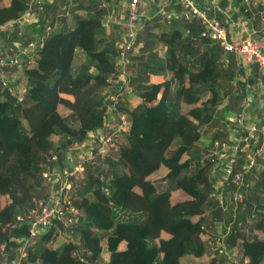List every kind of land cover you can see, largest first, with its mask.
Here are the masks:
<instances>
[{
	"label": "trees",
	"instance_id": "16d2710c",
	"mask_svg": "<svg viewBox=\"0 0 264 264\" xmlns=\"http://www.w3.org/2000/svg\"><path fill=\"white\" fill-rule=\"evenodd\" d=\"M26 1L0 0V25L16 19ZM49 17L45 10L43 19L52 24ZM73 18L71 26L52 30L44 38L33 55L32 66L22 65L26 92L21 103L0 88V197L8 198L0 209V243H7L5 246L25 237L23 226L9 229L10 234L3 227L19 213L32 192L35 196L43 193L40 164L45 155H62L73 143L81 142L87 131L100 127L105 117L101 92L105 75L115 68V51L113 47H96L95 36L102 26L98 13L74 14ZM141 35L143 43L135 58L142 65L138 69L141 78L130 79L131 85L136 81L134 87L140 102L119 107L128 128L134 131L132 137L119 146L117 159H103L113 171L103 170L108 175L102 179L88 171L85 180L75 188L74 193L82 197L79 226L59 228L72 229L69 232L76 229L85 250L73 256L65 249L67 239L60 246H47L51 231L55 230L51 227L25 247L24 256L16 253L17 264L224 261L221 256L211 255L205 246L200 215L207 205L211 185L208 171L213 160L200 159L195 143L201 138V127L213 119L219 91L225 89L223 83L229 86L234 75H225L222 66L209 57H201L198 65L185 64V55L174 51L179 36L175 31L169 35L162 30L155 35ZM153 38L161 51L150 58L144 54L153 48ZM139 40L140 36L137 43ZM25 41L30 39L26 37ZM76 48L91 59L94 74L74 59ZM149 62L159 65L161 70L157 72L165 78L147 83L142 76ZM87 84L91 93L84 98L81 88ZM16 103L23 105L22 116L28 131L17 115ZM51 135L59 139L53 142ZM120 167L124 170L118 171ZM164 180L168 185L155 190L154 185ZM103 187L108 189L107 194ZM253 212L256 218L248 233L237 229L236 224L233 226L237 231L233 227L228 233L229 241L242 240L246 261L239 264H264V209L255 207ZM84 219L89 223L84 227L89 231L86 238L80 226Z\"/></svg>",
	"mask_w": 264,
	"mask_h": 264
},
{
	"label": "built area",
	"instance_id": "2783aa9c",
	"mask_svg": "<svg viewBox=\"0 0 264 264\" xmlns=\"http://www.w3.org/2000/svg\"><path fill=\"white\" fill-rule=\"evenodd\" d=\"M80 0H64L68 8H72ZM108 0H96L99 9H105ZM153 0H127L124 7V14L115 24L118 26L119 38L115 50V68L104 77L105 87L102 90V98L105 103V110L117 111L120 99L134 92L130 83V72L127 71L129 62L128 53L137 45V37L143 19L140 13L141 8L147 2ZM177 1L180 5L178 16L182 21H196L200 25L198 38L216 44L223 52L231 55L235 60L237 76L241 77L245 91L249 94L242 99L239 110L233 120L229 123L230 136L227 139L215 138L211 141L209 156L212 157V175L221 176L219 193L214 196L221 205L223 187L230 188L228 200L237 205L247 200V192L250 187L248 176L259 164L264 163V111L254 119L245 121L249 114V108L253 99L258 97L255 87L243 75L242 71L252 65L258 67L260 75L264 78V48L258 42L248 38L241 40L231 38L223 24L207 11L196 5L195 0H168ZM245 10L249 9L252 0H240ZM45 7L41 0H27L22 13L13 21L0 25L5 29L12 25L21 29L35 25L42 14L44 18ZM67 10L63 15H67ZM165 23L171 20V14L160 9ZM259 19L258 33L264 37V10L257 11ZM256 19L251 14L250 20ZM44 25L43 35L30 40L27 45L5 42L0 39V88L13 94L16 102L21 103L23 92L16 91V85L2 73L5 70L21 68L22 65L32 63L36 49L41 47L44 38L52 31V24ZM131 89V91H130ZM105 113V111H104ZM122 113V112H120ZM120 117L115 128H108L103 124L86 132L85 138L79 143H73L62 155L49 153L45 155L44 162L40 164V177L42 180L43 193L39 196L30 195L29 204L24 212L18 213L5 223V227L11 229L23 226L26 230L25 237L18 242L20 255L24 256V249L31 245L38 237L44 234L49 228H62L66 230L81 222L82 213L79 208L80 202L77 194L74 193L84 172L94 167L103 159H110L112 154L118 153V144L124 132L121 126L124 124L125 114ZM113 158V157H112ZM114 159V158H113ZM104 163V162H103ZM92 167V168H93ZM102 179V176L98 177ZM104 193L108 189L103 187ZM245 203V202H244ZM225 206L222 207L224 211ZM235 209H233L234 211ZM253 217V214H251ZM228 230V226L225 225ZM206 241V245H208ZM218 254L224 252L221 248L216 250ZM227 260L222 261L225 264ZM246 261V259H245ZM17 264V263H16Z\"/></svg>",
	"mask_w": 264,
	"mask_h": 264
},
{
	"label": "rangeland",
	"instance_id": "374dc122",
	"mask_svg": "<svg viewBox=\"0 0 264 264\" xmlns=\"http://www.w3.org/2000/svg\"><path fill=\"white\" fill-rule=\"evenodd\" d=\"M43 1V0H41ZM57 1L59 0H54V3L52 4V8H51V11L55 14L57 13V21L59 22L60 24V21L63 22V20H68L67 23H69V25H72V21L74 20L73 18V15L76 14V15H85V14H94V13H98L99 16H101L102 14H104L103 16V19L104 21H102V18H101V21L102 23L106 24L109 23L112 21V16L116 17L117 15H119V10L121 8V6H109L108 9H109V13L106 14L105 10H108L107 8L106 9H99L97 8L96 6V0H89L90 3H89V9L88 10H78L75 11V13H72V8H68L66 7V5L64 4V0H63V7L60 6H57ZM82 1V0H80ZM216 1V0H215ZM176 4L179 5V3L177 1H175ZM61 7V8H60ZM232 7V6H231ZM179 8H180V5H179ZM205 9V8H204ZM67 10V15H63V12ZM103 13H102V12ZM152 9L150 11V14L152 13ZM149 14V15H150ZM122 18V17H121ZM121 18H118V19H121ZM221 19V18H220ZM222 20V19H221ZM58 22H57V25L56 27L60 26L58 25ZM144 23V22H143ZM48 24L47 22H45L43 24V28H44V25ZM35 25H38L39 26V22H36ZM141 25H144V24H141ZM54 24L52 25V30H57L54 28ZM103 27V26H102ZM151 29V32L149 33H153V26H149ZM10 28H13L15 29V33L18 32L17 29H19L18 27H13L11 25ZM20 30V29H19ZM116 32L114 29H112L111 31L108 32V41H107V44L105 45V47L107 48H111L113 47V40L115 39V36H116ZM31 33H27L25 34L24 36H22L23 38H21L20 40V43L19 45H24L22 43V41H25V38L30 35ZM99 34V33H98ZM22 35V34H21ZM37 34H31V36L29 37L30 40L34 39L35 36ZM139 36H140V39H142L143 35H141V33H139ZM13 38L12 37H8V40L10 42H13L14 44L16 43V40H12ZM28 43V42H27ZM27 43L25 45H27ZM96 47L97 49L98 48H102L98 42L96 43ZM137 46V45H136ZM138 48L134 47L133 50L128 53V58L130 59L129 62L127 63V71L130 72V79H136V78H141L138 76V69H139V66L140 68L142 67V65H138V63L136 62V55L138 54V51H139V46H137ZM188 50L191 49L189 47H187ZM186 48V50H187ZM161 51L160 47L155 45L153 46L152 49H150L149 52H146L144 55H147L149 56L150 58H153V56L155 57L159 52ZM75 53H73V57L76 61L82 63L83 65H85V67L87 68V70L89 71V73L91 74H94L96 72V70L92 67V64H91V59L82 51V50H75L74 51ZM183 51L180 47L179 51H177V55H182ZM203 58V57H207L205 55H200V56H197L195 58V60H189L187 57H183V62L185 64H192V65H198V60L200 58ZM33 63H30L28 64V66H32ZM155 66V64H153ZM151 64V62L147 63L146 67L148 68H151L152 69H148L146 70V73L144 74V77L146 80L147 83L149 82H153V81H161L163 78H165V75H163L162 78H156L153 76V66ZM222 66V65H221ZM22 68V67H21ZM20 68V69H21ZM24 69V68H23ZM221 71L223 73L228 74L229 72H232L233 69L229 66V64L227 65H224L223 67H221ZM20 73V74H19ZM8 79H10V81L16 85V91H21V90H24L23 92V98H24V95H25V92H26V86H25V79L23 80L22 77H21V72H18V73H15V74H12V78L8 77ZM142 83H145V82H142ZM136 84V81L134 83V85ZM224 86H225V89L219 91V94H218V97H217V106L215 108V111H214V114H213V117H214V122L212 124H207V125H204L201 127V138L199 139V141H197L195 143V152H197L196 154L198 155V157L200 159H208L209 160V154H210V148H211V140H212V137L216 136L219 129H223L224 127V116L223 114H227V112H223V105H225L226 103L229 105V108L227 107V109L229 110H232V109H235V106L237 104V101H238V97L235 96V91H238L240 89V84L238 82H231L229 84V86L227 85V83H223ZM134 85L132 84V90H134V92H132L131 94H128V92H126L127 95H124L120 101H119V106L117 107V111H112L110 109V112L106 109L105 110V117L103 119V126H106L108 128H115L119 121L120 120V117L123 115L122 113H120V110H119V107L123 106V105H128V106H133L135 104H137L138 102H140V98L139 96H137V93H136V90H135V87ZM130 89V91H131ZM81 95L82 97L86 98L87 96H89V94L91 93V89L88 88V84L83 86L81 88ZM229 100H231V102L229 103ZM18 103V102H17ZM16 107V111H17V115L19 116V118L21 119L23 125L25 126L26 130L28 131V126L26 125V122L25 120L23 119V116H22V110H23V105H19L17 104ZM233 107V108H232ZM222 108V109H221ZM234 111V110H233ZM213 120V119H212ZM233 120V119H232ZM212 122V121H211ZM121 128L123 129V133H122V136H121V140L118 144V146L126 143L127 141V138H131L132 137V134H133V130H130L128 128V123L126 122V120H124V124L121 126ZM228 128V127H227ZM203 129V130H202ZM224 131H227L230 132V130H226L224 128ZM230 134V133H229ZM50 138L52 139L53 142H55L57 139H59L58 136L56 135H51ZM215 138H218V137H214ZM119 148V147H118ZM194 152V153H195ZM117 155L118 154H112V157L114 159H117ZM110 156V159L109 160H112V158ZM194 162L193 161L191 163V167H193L194 165ZM93 167V166H92ZM89 168L87 169L84 174L81 176V180H85V176H86V172L90 171V172H94L96 175H100V176H107L108 174L105 173V171L103 172V170H106V172H111L113 171L109 165H107L106 163H103V162H99L97 163L93 168ZM116 168V167H115ZM257 168V166H256ZM210 169V168H209ZM259 170L262 169V167H259L258 168ZM120 170H124V168H118V171ZM103 172V173H102ZM252 174V173H250ZM208 175L210 177L211 175V171L209 172L208 171ZM80 180V181H81ZM212 180V179H211ZM212 182V181H210ZM214 184L213 182L211 183V185L209 186V191H208V196H206V203L207 205H205V209L203 211V213H201L200 217H201V224H202V227L204 228L205 227V223H211L213 225H216V231L214 232L215 234L214 235H208L205 237V246H207L209 249V252L211 255H214L216 258L218 257H222L223 259L222 260H227L225 262V264H239L241 262V260L245 261L246 259V256H244L243 254V248H242V240L241 239H236L233 240V241H229L228 240V233L229 231H234L236 232L237 230L235 229V227L233 226L234 224H236V228L239 229L240 231H245V232H249L250 230V225L253 223V221L255 220V213L253 212L252 209H254L255 207H261L262 209H264V175H263V180H262V183L260 185V187L258 189H256V194L254 195L256 197V200L254 202H257L256 204H249L247 206V201H244L243 203H240V204H237V205H234L232 203L229 202L228 200V195L227 193L229 192V189H228V192L226 193V191L224 190L223 188V193L221 194V197H222V201H221V205L218 201L215 200L214 196L218 195L219 193V188L216 190V188L213 187ZM168 185V181L167 180H164L162 182H159V183H156L154 185V189L155 190H162L164 187H166ZM226 187V186H225ZM252 188V185L249 187L248 189V192L250 194V190ZM203 190V187L200 188V191ZM207 190V189H206ZM33 192L30 194L32 195ZM30 195L29 197L25 200L23 206H20L19 208V213H22L24 212L25 210V207L28 206L29 204V199H30ZM79 197V202L82 203V197L80 195H78ZM8 202V198L7 197H3L1 196L0 197V209L6 205ZM209 205V206H208ZM208 206V207H207ZM225 206V210L223 211L222 210V207ZM209 208V209H207ZM231 209H235L234 211L231 210ZM215 213H214V211ZM81 213L83 214V212L81 211ZM251 214H253V217L251 216ZM241 215L244 216L243 217V220H239L237 218H239V216ZM84 216V215H83ZM199 218V216H198ZM250 221V222H249ZM88 221L86 219H84V221L81 223V227L82 229L84 227H86V225H88ZM225 225L228 226V230L225 228ZM79 226V224H78ZM89 227V226H87ZM234 227V228H233ZM5 230V232L7 234H10V231H9V228L7 227H3ZM233 228V229H232ZM55 230L54 231H51V234L49 236V239L47 241V246H50V247H57V246H60L64 243V240L67 239V242L66 245H65V249L69 250L71 252V254L75 257H77L80 253V251H84L85 250V246L81 244L80 242V237H79V232H74V230L76 231V229H73V232H69L71 231L72 229H69V231H62L60 230L59 228H54ZM232 229V230H231ZM11 230V229H10ZM84 237L86 238V236L88 235V230L84 228ZM165 234H162V237H164ZM227 239V240H226ZM206 241L209 242L207 243L208 245H206ZM7 243H4V242H1L0 243V255H1V259H0V264H16V261H18V257L16 256V253L18 252L19 253V250H21V248L18 246V240L14 241V244H9L8 246H5ZM35 245V244H34ZM218 248H221L222 253L218 254V252L216 251ZM88 253V252H87ZM89 255V254H87ZM21 256V255H20ZM205 257L206 256H203L202 259L205 260Z\"/></svg>",
	"mask_w": 264,
	"mask_h": 264
},
{
	"label": "crops",
	"instance_id": "0c3cea01",
	"mask_svg": "<svg viewBox=\"0 0 264 264\" xmlns=\"http://www.w3.org/2000/svg\"><path fill=\"white\" fill-rule=\"evenodd\" d=\"M126 1L127 0H108L107 1V6L105 7V9L106 8L108 9V7L110 5L111 6H121V8L119 10V15H117L116 17H114V16L111 17L112 21L109 23V25H108V23H106V24L102 23L103 27L101 26L99 34H97L95 36V38L99 42L98 44L102 48L105 47V45L107 44L108 32L111 31L112 29H114L117 32H116L115 39L113 40V44H111V45H113L114 51L116 50V45H117V41L119 38V34H118V26H116L115 22L118 20V18H121L123 16ZM43 3H44L45 10L48 13V16H50L49 19L51 18V20L53 21L55 29L59 30V29H64L68 26H71V25H69V23H67L68 20H63V22L60 21L61 25L57 21V18H56L57 13L54 14L51 11V8L53 7L52 4L54 3V0H43ZM56 3H57V6L61 5V7H63V0H59ZM89 3H90L89 0L79 1L74 7H72V13H75V11H77V9L78 10H81V9L82 10H88L91 7V6L90 7L88 6ZM195 3L197 6L205 8V10L207 11V13L209 15L215 16L223 24V26L225 27V29L227 31L228 36H230L231 38L241 40V39L249 37L250 39L258 42L264 48V37H262L258 33L259 19H258V15H257L258 10H260V9L264 10V0H252L251 7L247 10H245V7L241 4L240 0H216V1L215 0H195ZM161 7H164V10L171 14L172 18H171L169 23L164 22L163 17H162L161 12H160ZM151 9L153 12L150 14ZM108 11H109V9L105 10L106 14L109 13ZM178 11H179V5L176 4L175 2H171V1L169 2L168 0H153L150 3L149 2L145 3V5L140 10V13L143 16L141 24H144V25H141L139 33L143 34V32L144 33L145 32H148V33L151 32V30H150L151 28L149 26H153V33H151L153 35H155L159 30L164 31L165 33H167V35L171 34V32H173V31H175L176 33L179 34L177 41L173 46L176 54H177V51H179V49L181 47L183 54L189 60H195V58L197 56L205 55V56L209 57L210 59H212L213 61H217L220 65H222V67L224 65L229 64V66L233 69V71H232V74L234 75L233 81L238 82L241 86L240 89L238 91H235V93H234L235 96L238 97V101H237V104L235 106V109H232V110L227 109V107L229 108V105L227 103L225 105H223L224 107H223L222 111L225 113L227 112V114H223V116H224V122H223L224 126L223 127L226 130H230L229 123L232 121V119L235 117V114L239 110L243 97L245 95H248L249 92L245 91L243 83L240 81L241 77L237 76V72L235 70L234 58L231 55L223 52L216 44H212V43H210L204 39L198 38V32L200 29V25L196 21H192V22L182 21L178 16ZM251 14L256 15V19L253 21L250 20ZM103 16H104V14L101 15L102 21H104ZM38 22H39V26L38 25L37 26L30 25L28 28H25V29L19 28L20 30L17 29L18 32H16V33L14 31L15 29L10 28L11 25H7V27L5 29H2V30L0 29V33L2 35V37L0 36V39L2 41H5V42H10L8 40V37H12L13 38L12 40H16V43H20V41H21L20 39L23 38L22 36H24L27 33L37 34L35 36V38L38 37V34L43 35L44 34L43 33V24L45 22H47V19H43L42 14H41V16H39ZM57 22H58V25H60L58 27H56ZM192 28H195V30H192ZM31 34L28 36V38L31 36ZM138 36H139V34H138ZM26 41H22V43L26 44ZM154 41L156 42L155 38H153V46H155V45L158 46V44L155 43ZM142 43H143V39H140L137 43V46H139V48H140L142 46ZM137 46H136V48H138ZM187 47H189L191 49L188 50ZM186 48H187V50H186ZM77 49L80 50L79 48H76L75 50H77ZM98 49H100V48H98ZM153 58H155V57L153 56ZM148 69L150 70V68L147 67L146 70H148ZM160 70H161V67L159 65L154 66L153 67V76L156 78H162L164 74H160V72H157ZM18 72L22 73L23 68H21V69L14 68V69H10V70H5L2 74L5 77L8 76V77L12 78V74H15ZM242 73L246 77V79L250 83L253 84V86L255 87L256 92L258 94V97L253 99L252 105L249 108V114L246 115V117H245V121H250V120L254 119V117H256V115L257 116H258V114L261 115V113L264 111V78L260 75L258 67L256 65H252L248 68L243 69ZM153 82H156V81H153ZM230 102H231V100H229V103ZM213 122H214V117H213L212 122H210L209 124H212ZM212 125H214V124H212ZM224 128L219 129V131L216 135L218 138L227 139L228 136H230V134H229L230 132L227 133V131H224ZM259 167H262V169L259 170L258 169ZM210 169H211V167H210ZM251 173L252 174H250L248 176V178L250 180V184L252 185V188L250 190L251 191L250 194L247 193L248 205L251 203H253V204L257 203V202H254L256 200V197L254 195L256 194V192H255L256 189H258L260 187L262 180H263L264 163L257 165V168L255 167V169H253V171ZM220 178H221V176L217 177L216 175H212V174L209 177L210 181H212L214 183L212 185L214 188H216V190L219 188L218 182H219ZM212 182H210V183H212ZM223 188L226 191V193L228 192V189L230 192V188L225 187V186ZM229 192L227 193V195L229 194ZM207 209H209V208H207ZM231 210H233V209H231ZM214 213H215V211H214ZM216 214L217 213H215L214 216H216ZM243 217L244 216L241 217V215H240L239 218H237V219L243 220ZM216 228H217L216 225H213L212 222L211 223H205V227L203 228L204 237H206L208 235L209 236L214 235Z\"/></svg>",
	"mask_w": 264,
	"mask_h": 264
}]
</instances>
